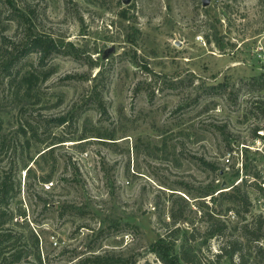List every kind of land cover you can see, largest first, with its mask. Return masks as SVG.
<instances>
[{
    "label": "rangeland",
    "instance_id": "rangeland-1",
    "mask_svg": "<svg viewBox=\"0 0 264 264\" xmlns=\"http://www.w3.org/2000/svg\"><path fill=\"white\" fill-rule=\"evenodd\" d=\"M29 30L60 49L44 65L32 52L13 67L50 72L23 118L68 115L67 124L49 125L67 140L33 164L31 179L20 158L1 155L0 182L7 174L17 185L0 233L26 244L34 231L44 264H164L155 251L164 235L175 252L194 244L203 264H237V255L216 254L240 226L264 220V153L251 149L264 125V81L252 83L264 79V0L2 1L0 52ZM8 82L0 86L7 95ZM19 107L0 112L8 137ZM66 204L83 214L61 217ZM218 225L223 236L212 235ZM261 234L245 252L264 248V224ZM28 262L39 264L32 254Z\"/></svg>",
    "mask_w": 264,
    "mask_h": 264
},
{
    "label": "trees",
    "instance_id": "trees-1",
    "mask_svg": "<svg viewBox=\"0 0 264 264\" xmlns=\"http://www.w3.org/2000/svg\"><path fill=\"white\" fill-rule=\"evenodd\" d=\"M11 2V0H0L1 2ZM10 16L13 18H22L21 16H16L15 12H11ZM20 21V20H19ZM30 29V28H29ZM60 49L59 43L54 40L51 36L34 33L30 30L26 33V36L18 43L15 44L13 50L5 49L4 52H0V86H4V79L9 77V95L6 94L5 89L0 92V112H7L9 108L19 107L20 111V121L18 130L15 131L11 136H7L1 133L0 128V157L5 152H11V157L13 160L20 158L23 169L26 170L27 179L34 178L36 175V168L33 166L34 163L37 164L38 159L47 158L48 153L52 152L58 145L67 139L61 137H52L51 130H49V125H64L68 122V115L59 116H49L43 119H30L23 118L28 111L32 110L38 101L41 100L39 93V86L41 82L45 81L49 76V71L44 68H30L25 72L22 71V67L13 71V67L17 66L21 59L29 55L32 52H37L40 55V62L44 65V60L51 56L53 53L58 52ZM260 80L259 83L252 82L253 85L262 86L260 84L263 82ZM95 100L96 97H94ZM88 103V102H87ZM254 107H258L257 104H253ZM102 108V107H101ZM104 109V108H103ZM264 115V110H262ZM39 118L41 115H38ZM70 118L73 117L72 112L69 114ZM31 117V116H30ZM77 114L75 115V118ZM2 117L0 116V127H2ZM259 127V126H258ZM256 127L254 129V134H256ZM51 137V140H50ZM55 139V140H54ZM42 144H46L45 147L39 148ZM35 151L37 159H34L33 154ZM33 162L30 164V162ZM12 167H14L12 165ZM40 168L42 169L41 165ZM257 177L259 173L255 174ZM50 175L43 177V184L51 180ZM15 182L9 179L7 174L1 178L0 182V223L3 225L6 223L12 215L9 209H4L7 204H9L10 198L13 196V191L15 187ZM17 185V184H16ZM20 186V182H18ZM262 187L261 185H259ZM222 192V191H221ZM42 199V198H41ZM44 199V198H43ZM42 201L45 204H49L45 199ZM48 210V208H46ZM71 212L82 215L83 212L79 207L73 204H66L62 206L60 215L64 217ZM256 225L251 226L249 222L243 224L241 227V235L235 239H229V241L224 242L221 246V252L216 254L217 258L223 255H228L232 260L235 255H237L239 262L237 264H249L251 256L256 264H264V248L261 245H257L255 251L245 252V244L249 241L260 242L262 239V228L264 224L263 217H259L256 221ZM227 227L218 225L214 228V233H220L223 236ZM180 229L177 228L176 236L178 237ZM5 231V230H4ZM30 239L31 243H18L21 241V237L18 234L13 233L12 230H6L5 233H0V264H21L23 258L34 257L39 264H44L45 259H43L39 247V237L34 232L31 231ZM54 236V235H53ZM190 241H195V233L190 234ZM177 239V238H176ZM176 240H168L164 235L159 239V247L156 251L157 257L164 264H203V260L197 253V247L194 244H188V242L181 244L180 250L175 252ZM51 264V262H48ZM27 264H31L28 262ZM83 264H119L111 259H87Z\"/></svg>",
    "mask_w": 264,
    "mask_h": 264
},
{
    "label": "built area",
    "instance_id": "built-area-1",
    "mask_svg": "<svg viewBox=\"0 0 264 264\" xmlns=\"http://www.w3.org/2000/svg\"><path fill=\"white\" fill-rule=\"evenodd\" d=\"M251 149H254L256 151H259L260 153H264V125L259 126L256 129V134H255V139H254V143L251 147ZM238 155V154H237ZM232 158H231V153L227 154L224 158V161L226 163L231 162ZM238 160L240 161L241 165H242V160H243V152H240V156L238 158ZM262 172L264 173V164L262 166ZM263 175V174H262ZM264 178V177H263ZM264 182V181H263ZM50 184V183H49ZM52 185V183H51ZM47 187H50V185H48Z\"/></svg>",
    "mask_w": 264,
    "mask_h": 264
},
{
    "label": "water",
    "instance_id": "water-1",
    "mask_svg": "<svg viewBox=\"0 0 264 264\" xmlns=\"http://www.w3.org/2000/svg\"><path fill=\"white\" fill-rule=\"evenodd\" d=\"M124 2H126V3H128L130 0H123ZM210 3V0H202V4L204 5V6H207L208 4ZM111 52H113V48H110V49H107L106 50V53L108 54V53H111Z\"/></svg>",
    "mask_w": 264,
    "mask_h": 264
}]
</instances>
